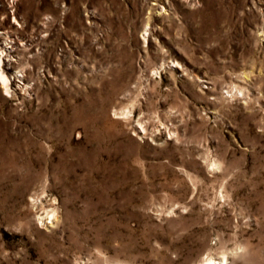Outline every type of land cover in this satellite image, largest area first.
I'll return each instance as SVG.
<instances>
[{"label": "rangeland", "instance_id": "1", "mask_svg": "<svg viewBox=\"0 0 264 264\" xmlns=\"http://www.w3.org/2000/svg\"><path fill=\"white\" fill-rule=\"evenodd\" d=\"M0 40V264H264V0H0Z\"/></svg>", "mask_w": 264, "mask_h": 264}, {"label": "bare ground", "instance_id": "2", "mask_svg": "<svg viewBox=\"0 0 264 264\" xmlns=\"http://www.w3.org/2000/svg\"><path fill=\"white\" fill-rule=\"evenodd\" d=\"M8 32H3L1 34L7 36ZM8 39V38H7ZM1 40H0V54H2L1 56V65H0V78H1V85L2 88H4L7 92H9L11 90V85L9 84L10 78L9 75H11L13 73V69H16L14 66V59H15V54L17 53V51H13L10 52L7 50H3V47H1ZM10 49H14V47H10ZM5 56V57H3ZM20 77V76H19ZM22 81H24L23 83V89H27L28 86L30 85L29 81H26L25 79H23ZM17 91V89H15V92ZM20 100H22V98H19ZM207 264H217L214 261H212L211 259L209 261H207Z\"/></svg>", "mask_w": 264, "mask_h": 264}]
</instances>
